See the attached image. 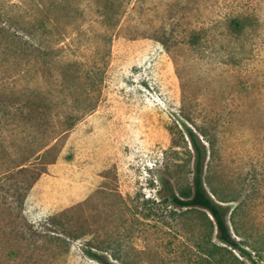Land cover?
I'll return each instance as SVG.
<instances>
[{
  "label": "rangeland",
  "instance_id": "1",
  "mask_svg": "<svg viewBox=\"0 0 264 264\" xmlns=\"http://www.w3.org/2000/svg\"><path fill=\"white\" fill-rule=\"evenodd\" d=\"M205 187L236 247L203 209ZM264 264V0H0V264Z\"/></svg>",
  "mask_w": 264,
  "mask_h": 264
},
{
  "label": "trees",
  "instance_id": "2",
  "mask_svg": "<svg viewBox=\"0 0 264 264\" xmlns=\"http://www.w3.org/2000/svg\"><path fill=\"white\" fill-rule=\"evenodd\" d=\"M191 142L195 151V175L193 186L181 192L180 195L172 191L171 184L166 183L169 192V202L178 208L183 209H203L206 210L213 218L217 230V238L227 246L236 247V241L232 236L230 227L227 222L226 208L216 201L205 187L204 171L207 150L199 142L198 137L190 134ZM208 264H225L223 259L209 262Z\"/></svg>",
  "mask_w": 264,
  "mask_h": 264
}]
</instances>
